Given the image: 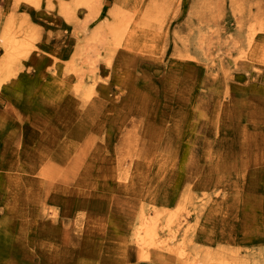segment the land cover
<instances>
[{"label":"bare ground","instance_id":"1","mask_svg":"<svg viewBox=\"0 0 264 264\" xmlns=\"http://www.w3.org/2000/svg\"><path fill=\"white\" fill-rule=\"evenodd\" d=\"M83 1L80 4L84 5L83 3H85V7L90 8L91 0H86L87 2ZM67 4H65L63 9L60 7L58 10V14L64 17V19H67L71 12ZM202 4L201 0L193 2L194 7L202 6ZM157 5L155 2L151 6L152 9H155L154 12L159 10ZM206 7L207 12L210 11L216 15V18L220 19L222 17L223 12L220 13L222 8L219 5V0H209ZM117 8L114 7L108 17H105L107 21L105 25L99 24V27H95L92 30L94 32L92 38L81 40L80 42L79 38H77L74 42L77 46L71 50L70 55L57 59L55 57L47 59L43 58L44 55H39L38 61L31 58L29 62L34 67H39L41 61H46L49 64V70H51L49 75L38 71L39 76H35L33 79H28L26 75L24 78L15 77L11 73L9 66L13 65L18 59H22L20 55L23 58L31 57L33 54L31 52L33 49L31 38L33 39L36 36H31L30 30L26 26L25 28L23 27L25 19H19L14 14L13 9L7 19L3 23L0 22V94L6 98V101L11 102L12 113H14L15 119L19 118L17 117V113L19 112L18 103L22 107L25 101L27 104V100H31L33 97L35 99L31 101V104L35 106V113H38V110L49 112L47 120H40L35 115L30 116L29 118L33 117V120L25 122L28 127L25 125L19 127L27 119L23 121L19 120L16 123L19 131H22L23 137H26L31 142L29 143L30 148L27 149L28 153H23L22 148L20 150L16 147L14 148V154H11L10 158L13 163L9 162L8 157L7 160L0 159V195L5 194L4 199L6 200V194H8L11 201L0 204V225L4 226V224H7L11 226L12 223H16L13 216L19 211H17V208L14 209L12 207V203L15 206L17 205L14 202L15 193H18L23 198H29L30 203H33V209L36 206L37 211L40 210L37 214H40L32 222L28 223V231L31 234L33 233L34 236L36 235L38 241L43 243L45 251L49 253L44 258L46 264H61L65 261L72 264L77 261L76 250L74 248L75 243H78L77 240L85 237V231L92 230V226L97 224V216L93 214V211L103 209L105 212V204L102 206L101 202H107L106 205L110 204L111 207L116 206L114 199L115 192L121 193L124 191L122 193L128 195L127 192L131 191L133 195V192L137 190L135 186L138 185L141 188L146 187L147 191L150 190L153 193L146 179L150 174H153V171L150 169H143L142 171V167L139 164L136 166L137 178L131 179L129 176H126L124 182H121L123 184L120 183V173L123 169L122 166L125 165L123 164L125 160L122 159L120 153L112 157L107 152L103 154V151H100L96 134L102 131L101 125L98 124L99 117H106V113H110V115L116 113V117L111 118L110 116L108 125L116 126L119 132H121L128 119H132L131 128H134V136L138 134V130L142 126L149 125L150 132L147 131V133L153 134L154 137L152 144H149V149L145 152L148 164H151L154 156L158 157L159 155V151H155L154 146L156 144L163 145L166 136L169 135L168 131L173 129L172 124L170 126L164 125V129H161L162 126L156 129L157 123H159L157 119L163 120L165 118L164 104L161 106V110H159V107L155 108L154 111L143 112L142 110V115H137V112L133 110L138 109L135 104L139 102L135 103L134 101L135 104H133L132 110L126 109L123 113L122 105L115 102L119 99V96L112 94V100L110 97H107L109 88L116 83L114 82L115 80L119 81L117 84H120L123 89H132L137 95L143 90L147 91V86L149 85L147 83L149 81L147 73L145 71L142 72V69L145 68L143 63H145V60L148 62L154 60L151 56L147 57V54L155 53L154 44L156 37L151 33V29L144 26L142 21L150 17L149 13L150 11L153 13L152 9L149 11L146 9V5L139 6V0H137V3L135 1L130 8ZM251 13L246 18L245 24H241L246 30L248 43L252 45L259 42L260 44L257 46L264 50V14L260 12ZM34 26L37 27L35 24ZM34 31L33 29V34H35ZM256 32L263 34L258 35L254 39ZM109 35L110 38L112 36L114 39H107ZM92 43H96L98 46L97 51L92 52L90 49L91 47L89 46ZM44 51L46 52V49ZM188 51L189 48L186 45L185 51L179 50L173 55L177 60H171L170 64L191 66L192 71L195 69L194 75L197 77L194 79L197 82V94L205 98L211 95V92L207 89L212 85V82L208 81V77L204 73L199 76V72H196L199 64L181 61ZM99 52L102 54V59L105 60L108 70L103 68L101 64L98 68H95L99 61V56H101ZM240 52L243 53L242 57L235 58L234 61H237L236 65L244 66L246 72L251 71L249 79L253 76L255 84L257 86L259 84L257 89V93L259 94L255 97L253 104L247 101L243 108L244 94L237 96V94L230 95L224 93L212 107L214 116L210 117L216 122L214 130H216V134L218 133L221 136L219 138L221 141L218 150L220 154H218L215 162L221 165L225 164L226 166L230 165L227 162L229 159L227 152L230 149L231 151H243L242 148H244L246 159L248 160L249 155L247 154L253 146L256 147L258 143L259 147L264 148V128L260 127L264 121V85L262 84L264 73L258 74L261 68L256 67L252 63L255 61V55L257 56V60L260 59L259 64L264 59H261L257 53H253L250 50L248 52L240 50ZM46 53L48 54V52ZM260 53L262 54L263 51ZM249 54L251 55L250 60L247 59ZM239 59H244V63L242 61L239 62ZM193 60L196 59L194 58ZM231 62L233 63V61ZM168 69L171 72V68L168 67ZM225 70L223 78L228 77L227 68ZM82 71H86L87 74L90 73V82H85L86 76L78 74L83 73ZM98 71L100 72L98 73ZM73 72L77 73L73 74ZM43 76L48 78L45 79ZM98 78L103 79L109 85L104 88L101 87V85L97 84ZM255 78H258V80ZM163 85L165 90L169 89L168 83L166 85L164 82ZM170 89H172L171 86ZM250 89L253 90V86ZM203 97L191 102L188 117L184 113L180 116V121L187 120V127L190 129L198 128L194 132V139L196 140L197 137L204 139L203 143L207 145V141H205L207 140V136L204 130L206 125L201 127L203 123L200 121V119H206L207 112H209ZM57 104L61 105V109L66 110L68 119L71 122L79 124L73 126L74 133L78 132L74 138L57 137L53 125L54 122H60L59 124H61L60 118L59 121H56L59 117L56 109ZM144 107L141 104V108ZM242 109H244V112ZM140 110L138 109V112ZM248 111L250 114L247 113ZM134 114L138 116V121L133 118ZM19 116L22 119L21 115ZM246 116L255 120L254 123L257 125L252 126V133L247 127L241 125L242 122L239 121ZM6 117H8L6 112L0 114V134H2L1 129L4 130L1 127L6 125ZM189 119L199 121L201 125L197 126L192 122H188ZM86 122L89 123L88 126L83 124ZM161 123L162 121L160 120L159 125ZM246 123L250 124V122L245 120ZM102 126L105 128L106 124ZM145 130H148V128H145ZM225 135H228V137ZM47 138L50 139L49 142L44 141ZM58 140H60V143ZM130 141L132 143L134 140ZM225 141H227V144H225ZM58 143L60 147H58ZM193 143L192 141L187 142L188 146L186 145L184 149L187 157L194 154ZM144 147L143 144L140 149ZM205 150V155H209L208 148ZM56 151H62V154L59 156L55 153ZM55 155L60 157L62 161ZM250 158H253V156ZM161 160L166 170L172 171L174 169L172 176H165L163 178L164 181H160L161 178L157 181L158 184H162V187L166 185V187L170 188V191L174 188V191L169 195L168 202L166 203L167 198L163 193L160 197L153 199L149 197L148 202L145 204L134 201L136 210L135 206L129 208L127 213L131 217L123 218L125 221L122 224L119 222L113 223V220L107 221L106 219L104 222L105 226L99 225L97 229H94V234L102 238L100 241L102 243L101 246L103 245L101 252H106L105 246H108V249L110 248V252L108 251L109 258L113 260V264H251L255 252L248 251L240 239L228 236L225 233L226 207L229 204L235 205L232 206L234 212L231 211L232 215L229 217L231 220L240 219V217H244L243 215L246 214L244 210L237 209V203H230L223 194L220 196V193L217 192L218 190L214 189L213 183L216 179L219 180L221 175L219 174L212 178L209 174L214 176L213 173L218 174V171H213L211 167L207 170L203 168V180L194 179L196 175L192 173V169L188 170L190 172L186 176L178 174L177 170L180 169V166H183V162L180 166L177 165V157L168 156L161 158ZM4 161L6 162L3 163ZM60 161L61 163L59 164ZM221 161L224 163H221ZM132 162L135 164L134 158ZM190 162L191 159L185 165L190 164ZM217 163H215L216 166L218 165ZM258 163L259 161L256 162V164ZM169 178L171 184L167 185L168 183L165 181L169 180ZM183 178L191 182L196 181L194 184H197L196 189L193 191L190 189L188 194L194 192L190 200L199 201V204L193 207L189 203L190 208L186 213H181L186 206H184L183 200L180 201L179 199V197L184 196V191H176L177 183L182 184L185 182ZM124 184L126 186L125 190L123 188ZM70 186L80 187L83 191L70 190ZM104 187L107 188L110 201H98L96 205H93V202H95L93 197L95 196L94 191ZM63 191L68 192L70 196L74 194V198L79 197L78 193L82 195L76 202L77 207L73 206L71 200L68 201L60 194ZM209 191L212 192L209 194ZM212 195H214V198H212ZM189 198L190 196L185 199ZM1 200L2 198L0 197ZM201 205L204 208L201 209ZM255 205L254 208L259 209L256 215L251 218L250 216L253 213L249 211L247 214L253 220L256 217L260 219L259 216L264 217V201ZM53 206L57 209L56 213L53 212ZM110 211L112 210L108 212ZM150 211L153 212L152 218H149ZM218 213L221 218L217 216ZM209 216H212L210 223L208 220ZM189 218L191 223L188 222ZM57 219L59 223L55 227L54 222ZM263 220L257 222L258 228L264 226ZM216 224H218V229L214 228ZM64 225L71 227V230L66 231ZM61 228H63V231ZM44 231L54 236V243L45 240L46 234ZM205 231L214 232L220 238H207ZM60 232H64L68 237L65 238L62 233L59 234ZM83 241L89 243L90 238L86 237ZM107 242L108 244L105 245ZM218 243L222 246L227 245L232 247L234 245L235 247L230 250L215 251L214 255L213 248L211 247ZM26 259L29 260V257L24 258V260Z\"/></svg>","mask_w":264,"mask_h":264},{"label":"rangeland","instance_id":"2","mask_svg":"<svg viewBox=\"0 0 264 264\" xmlns=\"http://www.w3.org/2000/svg\"><path fill=\"white\" fill-rule=\"evenodd\" d=\"M135 1L137 3V0H91L90 5L88 4L90 8H87L85 7V3H83L84 5L80 4L81 2H84L83 0H0V22L3 23L13 9L14 14H16L19 19H25L23 27L25 28L26 26L30 30L31 36H36L33 39L31 38L33 46V49L31 50L33 54L31 57L23 58L22 55H20L22 59H18L13 65L9 66L11 73L18 78H24L26 75L28 79H33L35 76H39L38 71H41L42 74L44 73L49 75L51 70H49L50 67L46 61H39V67H34L29 62L30 59L34 58L37 60L39 55H44L43 58L47 59H51L53 57L56 59L63 58L70 55L71 50L77 46L76 43H74L75 40L79 38L80 42L81 40L92 38L94 35L92 30H94L95 27H99V24L103 26L107 23L105 17H108L110 11L114 9V7L130 8ZM195 1L196 0H139V6L142 7V5H146V9L149 11L152 9L151 6L152 4L154 5L155 2L158 4L157 8L159 9L156 12H154L155 9H152L153 13L150 11V17L142 20L144 26L151 29V33L156 37V42L154 44L155 53L147 54V57L151 56L154 60L151 62L145 60V63H143L145 68L142 69V72L145 71V73H147L149 81L147 85H149L147 86V91L143 90L137 95L132 89H123L120 84H117L119 81L115 80L114 82L116 83L114 86L109 88L107 97L111 98L112 94L119 96V99H115V102L122 105L123 113L126 109L132 110L133 104L139 102L135 105L141 110L139 112L138 109L133 110L134 112H137V115H142V110L143 112L154 111L155 108L158 107L159 110H161V106L164 104L163 110L165 118L163 120L160 118L157 119L159 123L160 120L162 123L160 125L157 123L156 129L161 126V129H164L165 126H170L171 124L173 129L168 131L169 135L166 136L163 145L156 144L154 146L155 151H159V155L158 157L154 156V160H151V164H148L145 152L149 149V144H152L154 137L153 134H149V125H146L147 127L142 126V128L138 130V134L134 136V128H131L132 119H128L121 132H119L116 126L108 125L110 122V116L111 118L114 116L116 117V113L114 115L106 113V117H102L103 119L101 116L99 117L98 124L101 125L102 131L96 134L100 151L102 150L103 154L107 152V154L112 157L115 155L117 156L120 153L122 155V159L125 160V162H123L125 165L122 166L123 169L120 173V183L124 182L126 176H129L131 179L134 177L137 178L136 166L139 164L142 167V171L143 169H150L153 171V174H150L148 178L146 177L147 183L153 190V193L150 190L147 191L146 187L141 188L136 185L135 187L137 190L133 192V195L131 191L127 192L128 195L123 194L122 192L124 191L121 193L115 192V207H111L110 204L106 205L107 202H101L100 204L102 206L105 204V212L103 209L93 211V214L97 216V224L92 226L93 232L92 230H88V232L85 231V237L81 240H77L78 243H75V246L73 244L76 250L77 261L72 264H113V260L109 258L108 253L110 248L108 249V246H105L108 242L104 245L107 254L106 252H101L103 245L101 246L102 243H100V241L102 238L94 234V229H97L99 225H104L106 219L107 221L113 220V223L119 222L122 224V222L125 221L123 218L126 219V217H131V215L127 212L129 208L135 206L134 201L145 204L148 202L149 197L153 199L160 197V195L164 193L167 198V203L169 195H171V192L174 191V188L170 191V188L166 187L165 184V187H162V184H158L157 181L159 178H161L160 181H164L163 178L165 176L170 177L174 174V169H172V171H168L164 168V164L161 163V158L168 156L177 157V165L179 166L183 162V166H180V169L177 171L178 174L184 176L190 172L188 171L189 169H192V173L196 175L194 179L203 180V168L207 170L211 167L213 171H218V174L213 173L214 176L209 174L212 178L219 174L221 175L219 180L216 179L214 181V189L218 190L217 192L220 193V196L223 194L224 197L230 201V203H237V209L244 210L246 214L243 215L244 217H240V219L236 218L235 220H231L229 217L232 215L231 211L234 212V208L232 206L235 205L229 204V206L226 207L227 217L225 220V233L228 236L240 239L241 242L245 244L248 251L255 252L251 264H264V226L259 228L257 227V222L263 220L264 217L259 216L260 219L257 217L254 220L250 219V217L252 218L256 215L259 210L254 208L256 206L255 204L262 203V201H264V148L262 149V147H259L257 143V146H253L247 154L249 155L248 160L246 159V152H244V148H242L243 151H231L230 149L229 152H227L229 156L227 161L230 163L229 166H226L225 164L221 165L220 163L215 162L218 154H220L218 150L221 141L219 138H221V136H219L218 133H215L216 130H214V125L216 122H214L211 118L214 116V113H212V107L218 101V98L224 93H228L230 95L237 94V96H239V94H244L245 98H243V108L247 101L248 103L253 104L255 97L259 94L257 93L259 84L258 86L255 84L253 76L249 79L251 71L246 72V68L244 66L236 65L237 61H234V59L242 57L243 53H241L240 50L245 52L250 50L253 53H257L261 59H264V50L257 46L260 43L256 42L252 45L251 43L249 44L246 36V30L242 25L245 24V20L249 17L248 15L251 12H260L264 14V0H219V5H221L222 8L220 13L223 12L220 19L216 18V15L212 14L210 11L207 12L206 6L208 5L209 0H201L203 4L198 7H194L193 2ZM85 2L87 1L85 0ZM65 4H67L69 6L68 8L71 9L70 16L67 19H64V17L58 14L59 8L62 7L63 9ZM93 5H95V7H93ZM34 24L37 25V27H35ZM33 29L35 30V34H33ZM255 34L254 39L263 33L256 32ZM107 39L114 38L112 36L110 38L109 35ZM186 45H188L189 51L185 53V56L181 59V61L189 63L196 62L199 64L196 72H199V76L204 73V75L208 77V81L212 82V85H210L207 89L211 92V95L206 96L205 98L197 94V82L196 79H194L197 77L194 75L195 69L192 71L191 66L186 67L185 65L176 66L170 64L171 60H177L173 55L179 50L185 51ZM89 47H91L90 49L92 52L97 51L98 49L96 43L90 44ZM45 49L48 54L44 51ZM262 51L263 53L261 54L260 52ZM99 55L101 56H99V61L95 68H98L101 64L103 68L108 70L107 65H105V60L102 59V54L100 52ZM249 55L247 56L248 60L251 58V55ZM92 56L94 57V55ZM256 57L257 56L255 55V61L252 63L256 67L261 68L259 69L258 74H262L264 73V60H262L259 64L260 59L257 60ZM194 58L196 60H193ZM231 61H233V63ZM240 61L244 63V59H239V62ZM248 64L250 63L248 62ZM168 67L171 68V72ZM226 68L228 77L223 78V73L226 71ZM87 72L89 73V71ZM99 72L100 71H98V73ZM75 73L77 72H73V74ZM78 74L86 76L85 82H90V73L87 74L86 71H84L83 73ZM43 78L47 79L48 77L43 76ZM255 79L258 80V78ZM164 82L166 85L168 83V90H165V84L163 85ZM97 84L101 85L103 88L109 85L101 78L97 79ZM262 84L264 85V81ZM151 85L153 86L152 88ZM170 86L172 89H170ZM251 86H253V90L250 89ZM200 97L204 98V101L208 106L209 112H207V118L200 119L203 123L202 125L201 122L192 119H189L188 122H192L197 126L201 125V127L206 125L204 130L206 131L207 140L205 141H207V145L203 143L204 139H199L198 137L196 140L194 139V132L198 128L190 129L187 127V120L180 121V116L182 114L185 113L188 117V112L191 109V102L195 99H199ZM34 99L35 98L33 97L31 100H27V104L25 99V104L22 105V107L18 103L19 112L17 113V117L19 118L15 119L14 113H12L11 102L6 101V98L0 94V114H4L6 112V115L9 117H6V125L1 127L4 130L1 129L2 134H0V159L7 160L8 157L9 162L13 163L10 158L11 154H14V148L16 147L20 150L22 148L23 153H28L27 149L30 148L29 143L31 142L27 140L26 137H23V133L21 130L19 131V127L22 125L28 127L25 122L33 120V117L29 118L30 116L35 115L40 120L48 119L47 114L49 112L46 110V113L43 112V110H38V113H35V106L31 104V101ZM141 104L143 107L145 105L147 106L141 108ZM131 105L132 107H130ZM56 109L59 114L56 121H59V118L61 120V124H59L60 122L53 123L57 137H66L67 139L70 137L74 138L78 132L74 133L73 126L79 124L71 122L68 119L66 110L61 109L60 104L56 105ZM242 111L244 112V109H242ZM247 113L250 114L249 111ZM19 115H21L22 119ZM137 115L134 114L133 118L138 121ZM24 119L27 120L18 127L16 123H18L19 120L23 121ZM242 120H239L242 122L241 125L247 127V129L252 133V126H257L254 123L255 120L250 119V117L247 116ZM245 120L250 122V124H245ZM83 124L87 126L89 125L87 122ZM104 124H106L105 128L102 126ZM260 127L264 128V121ZM145 128H148V130H145ZM147 131L149 132L147 133ZM225 136L228 137V135ZM130 140L134 141L131 143ZM44 141L49 142L50 139L47 138V140ZM58 141L60 143V140ZM188 141L194 142V154L189 157H187V154L185 155L184 151ZM59 143L58 147H60ZM143 144L145 147L140 149ZM225 144H227V141H225ZM207 148L209 155H205V149ZM55 153L60 156L62 151H56ZM55 156L61 159L57 155ZM252 156L253 158H250ZM133 158L135 164L132 162ZM190 159V164L185 165L188 161H190ZM258 161L259 163L256 164ZM5 162L6 161L3 163ZM215 163L218 165L216 166ZM221 163L224 162L221 161ZM183 180L185 179L183 178ZM165 182L168 183L167 185L171 184L170 178ZM195 182L196 181L191 182L190 180H185L184 183H177L176 185V191H184V196L179 197V199L180 201L183 200V204L186 208H184L181 213H186L189 210L190 205L193 207L199 204V201L190 200L192 199V194L194 192L192 194H188L190 189H192V191L196 189L197 184L194 185ZM123 188L124 190L126 189L125 184L123 185ZM106 189V187L98 188L94 191L95 196L93 197L95 202H93V205H96L98 201H110L108 191ZM70 190H78V192L83 191L82 188L76 186H70ZM211 192L212 191H209L208 193L210 194ZM60 194H62L68 201L71 200L73 202V206L76 207L78 198L82 197V195L78 193L79 197L74 198V194L73 196H70V194L66 191H63ZM4 195L5 194L0 195L2 198L0 204L11 202L9 195L6 194V200L4 199ZM189 196V199H185ZM212 198H214V195H212ZM8 199L9 201H7ZM28 199L29 198H23L18 193H15L14 202L17 203V205L15 206L12 203V207L14 209L17 208V211H19L15 216H13L16 223H12L11 226L7 224H4V226L0 225V264H46L44 258L49 255V253L45 251L43 243L38 241L36 235L34 236L33 233L31 234V232L29 233L28 231V223L37 218V215L40 214H37V212L40 210L37 211L36 206L33 209V203H30ZM53 208V212L56 213L57 209L54 206ZM202 208H204L203 205H201V209ZM109 210L112 211L108 212ZM249 211L253 213L250 217L247 215ZM217 216L221 218L219 213ZM152 217L153 212L150 211L149 218ZM211 218L212 216L208 217L209 223ZM188 220V222L191 221L190 218ZM60 221H62V219H60ZM56 222H54L55 227H57L59 220L57 219ZM217 225L218 224L215 225V229H218ZM64 229L69 231L71 230V227L64 225ZM61 230L63 231V228H61ZM61 233L65 238L68 237L64 232H60L59 234ZM45 234V240L50 243H54V236L47 232H45ZM205 236L210 239L220 238L219 235H215L214 232L205 231ZM86 237L90 238L89 243H85L83 241ZM234 247V245L232 247L227 245L222 246L218 243L211 248H213L212 251L215 255V251L230 250ZM257 254L259 255L257 256ZM25 257H29V260H24ZM61 264L69 263L65 261Z\"/></svg>","mask_w":264,"mask_h":264}]
</instances>
